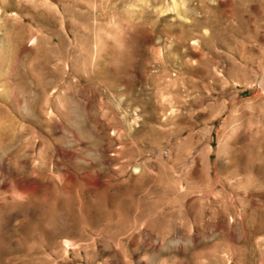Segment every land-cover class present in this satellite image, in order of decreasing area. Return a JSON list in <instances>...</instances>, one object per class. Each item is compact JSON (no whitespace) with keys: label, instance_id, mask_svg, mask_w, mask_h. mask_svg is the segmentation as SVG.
<instances>
[{"label":"rangeland","instance_id":"obj_1","mask_svg":"<svg viewBox=\"0 0 264 264\" xmlns=\"http://www.w3.org/2000/svg\"><path fill=\"white\" fill-rule=\"evenodd\" d=\"M0 264H264V0H0Z\"/></svg>","mask_w":264,"mask_h":264},{"label":"bare ground","instance_id":"obj_2","mask_svg":"<svg viewBox=\"0 0 264 264\" xmlns=\"http://www.w3.org/2000/svg\"><path fill=\"white\" fill-rule=\"evenodd\" d=\"M175 6V5H174Z\"/></svg>","mask_w":264,"mask_h":264}]
</instances>
